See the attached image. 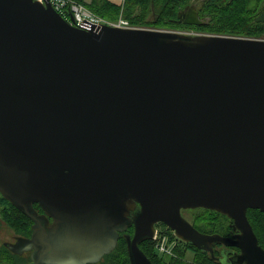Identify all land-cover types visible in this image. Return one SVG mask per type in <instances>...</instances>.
<instances>
[{"label":"water","instance_id":"95a60500","mask_svg":"<svg viewBox=\"0 0 264 264\" xmlns=\"http://www.w3.org/2000/svg\"><path fill=\"white\" fill-rule=\"evenodd\" d=\"M178 20L203 24L195 6ZM0 192L34 221L8 245L25 264L98 262L130 226L131 264H154L140 243L158 222L264 264L247 215L264 211V37L78 26L0 0ZM200 207L239 232H202L182 213Z\"/></svg>","mask_w":264,"mask_h":264},{"label":"trees","instance_id":"16d2710c","mask_svg":"<svg viewBox=\"0 0 264 264\" xmlns=\"http://www.w3.org/2000/svg\"><path fill=\"white\" fill-rule=\"evenodd\" d=\"M79 1L109 21H116L122 15L134 25L167 29L192 28L202 33L264 37V22L256 20L264 7V0H124L122 3L114 0ZM195 1L203 24L189 25L177 21L178 13ZM65 17L69 19L68 16ZM1 205L0 215L8 227L20 235L29 237L34 221L0 192ZM35 207L38 211H43L39 204L35 203ZM186 211L190 214L189 220L202 232L227 235V231L231 229L229 217L219 211L203 207ZM247 215L260 244L264 247V211L249 208ZM157 227L174 236L173 230L165 223L161 222ZM127 234H134L133 226L120 233L117 245L110 253L104 255L100 261L89 264H131ZM179 241L174 255L160 253L152 239L142 241L140 247L154 264H221L218 261L219 251L215 250L212 255L190 242L181 239ZM29 259V253L17 254L5 245H0V264H25Z\"/></svg>","mask_w":264,"mask_h":264},{"label":"built area","instance_id":"2783aa9c","mask_svg":"<svg viewBox=\"0 0 264 264\" xmlns=\"http://www.w3.org/2000/svg\"><path fill=\"white\" fill-rule=\"evenodd\" d=\"M42 3L50 2L53 7L59 11L63 16H68L72 14L74 16V24L78 26H85L87 22L89 23H106L113 26H120L126 28H154L148 26L134 25L124 16H120L116 21H109L104 19L103 17L95 14L91 11L85 4L80 2L79 0H38ZM181 33L186 34H200L202 32L198 31H182V30H174ZM152 240L155 242V246L157 250L162 254H175V248L179 246L180 241L179 237H177L174 233L170 235L167 230L162 229L161 227H157L155 233L152 237Z\"/></svg>","mask_w":264,"mask_h":264},{"label":"flooded vegetation","instance_id":"af4514ba","mask_svg":"<svg viewBox=\"0 0 264 264\" xmlns=\"http://www.w3.org/2000/svg\"><path fill=\"white\" fill-rule=\"evenodd\" d=\"M191 6H195L197 8V4L196 3H193L187 7H185L184 9L182 10H185V9H188L189 7ZM264 7L261 9L260 13L263 11ZM181 10V11H182ZM177 21L178 18H177ZM180 22V21H179ZM164 29V28H162ZM175 30H182V31H196L195 29H192V28H178V29H175ZM2 207V205L0 206ZM187 209H183L182 210V213L184 214V212L186 211ZM40 212V211H39ZM40 213H43L40 212ZM229 217V216H228ZM187 218V217H186ZM189 220V218H187ZM230 219V222H229V226H230V230L227 231V235L226 236H234L236 235L238 232H239V229H237L235 226H234V221L229 217ZM52 220V219H50ZM2 223H5V221L2 219V216L0 215V227L2 226ZM6 224V223H5ZM161 222H158L156 223V228L158 225H160ZM7 225V224H6ZM134 227V226H133ZM12 240L10 241H3L2 244L5 245L6 247H8L9 244H12V243H15L17 241V239L20 237V236H23V235H20L16 232H14L12 229ZM31 236V235H30ZM182 240V239H181ZM0 241H1V238H0ZM260 243V242H259ZM1 244V245H2ZM9 248V247H8ZM203 250V249H202ZM219 251L220 252V256L218 257V261L221 263V264H241L239 261H238V254L241 253V249L237 246H231V245H225L221 242H215L214 244V251ZM210 252V251H209ZM24 253H29L30 252H24ZM23 253V254H24ZM212 255H214V253L210 252Z\"/></svg>","mask_w":264,"mask_h":264},{"label":"rangeland","instance_id":"374dc122","mask_svg":"<svg viewBox=\"0 0 264 264\" xmlns=\"http://www.w3.org/2000/svg\"><path fill=\"white\" fill-rule=\"evenodd\" d=\"M200 0H197V2H199ZM196 3V1H195ZM185 217L189 218L190 214L189 212L185 211L183 214ZM0 245L2 244L3 241H10L12 240V231L11 229L8 227V225H6L5 223H2V226L0 227ZM192 255V254H191Z\"/></svg>","mask_w":264,"mask_h":264},{"label":"crops","instance_id":"0c3cea01","mask_svg":"<svg viewBox=\"0 0 264 264\" xmlns=\"http://www.w3.org/2000/svg\"><path fill=\"white\" fill-rule=\"evenodd\" d=\"M84 1H86V2H90L91 0H84ZM114 1H116V2H118V3H122L124 0H114Z\"/></svg>","mask_w":264,"mask_h":264},{"label":"bare ground","instance_id":"6f19581e","mask_svg":"<svg viewBox=\"0 0 264 264\" xmlns=\"http://www.w3.org/2000/svg\"><path fill=\"white\" fill-rule=\"evenodd\" d=\"M152 239V238H151Z\"/></svg>","mask_w":264,"mask_h":264}]
</instances>
